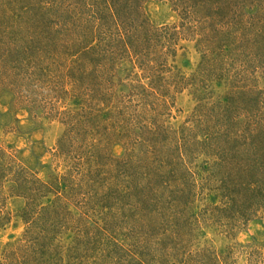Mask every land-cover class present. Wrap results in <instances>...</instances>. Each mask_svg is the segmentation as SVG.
Here are the masks:
<instances>
[{
    "label": "rangeland",
    "instance_id": "rangeland-1",
    "mask_svg": "<svg viewBox=\"0 0 264 264\" xmlns=\"http://www.w3.org/2000/svg\"><path fill=\"white\" fill-rule=\"evenodd\" d=\"M0 264H264V0H0Z\"/></svg>",
    "mask_w": 264,
    "mask_h": 264
}]
</instances>
